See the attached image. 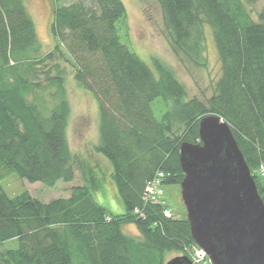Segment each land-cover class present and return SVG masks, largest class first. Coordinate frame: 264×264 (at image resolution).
I'll list each match as a JSON object with an SVG mask.
<instances>
[{
    "label": "trees",
    "instance_id": "1",
    "mask_svg": "<svg viewBox=\"0 0 264 264\" xmlns=\"http://www.w3.org/2000/svg\"><path fill=\"white\" fill-rule=\"evenodd\" d=\"M51 1L55 48L44 54L25 0H0V182L11 171L55 187L78 172L82 185L49 202L28 192L11 198L0 186V264H166L173 253L193 260L199 247L186 213L175 217L168 203L146 199L147 185L163 174L162 189L180 186L181 145L200 144L199 122L212 114L232 130L264 202V7L256 18L247 4L256 0H141L157 3L172 51L187 66L206 67L211 29L221 77L201 100L169 65L147 63L121 42L122 0ZM60 59L98 102L93 161L70 146ZM107 186L125 213L99 204ZM128 225L139 236L126 235Z\"/></svg>",
    "mask_w": 264,
    "mask_h": 264
},
{
    "label": "rangeland",
    "instance_id": "2",
    "mask_svg": "<svg viewBox=\"0 0 264 264\" xmlns=\"http://www.w3.org/2000/svg\"><path fill=\"white\" fill-rule=\"evenodd\" d=\"M126 7V17L118 24L121 42L127 45L145 62L150 63L152 58H158L169 65L175 71L179 81L185 86L191 99L201 100L210 98L217 82L221 77V63L215 47L212 31L206 29L207 65L205 68H195L185 65L177 59L171 47L169 35L162 23L159 6L153 1L122 0ZM27 9L34 19L38 35L43 47V53L54 51L55 41L50 34V24L53 13L51 0H25ZM253 15L264 7V0H256L248 3ZM59 64L67 72L68 97L72 107V117L68 130L69 142L72 151L76 155L93 161L95 159L94 147L98 143V102L94 95L80 87L73 78V69L65 61L60 59ZM58 62V60H56ZM156 117H161L165 108L162 100L153 104ZM264 182V176L260 177ZM82 185L81 175L77 172L72 183L59 182L55 187H47L42 183L31 184L22 180L16 173L5 171L0 186L13 198L28 192L32 197L44 202L58 198H68L73 187ZM108 187V186H107ZM164 199L173 211L175 217L186 213L181 199L180 186H164ZM113 188L108 187L104 199L95 196L99 204L107 208L111 213L121 215L125 208L118 194ZM123 232L129 236H139L135 226H124ZM178 254H170L176 257Z\"/></svg>",
    "mask_w": 264,
    "mask_h": 264
},
{
    "label": "water",
    "instance_id": "3",
    "mask_svg": "<svg viewBox=\"0 0 264 264\" xmlns=\"http://www.w3.org/2000/svg\"><path fill=\"white\" fill-rule=\"evenodd\" d=\"M200 144L184 143L180 184L193 240L211 264H264V202L227 123L199 122ZM166 264H195L176 256Z\"/></svg>",
    "mask_w": 264,
    "mask_h": 264
},
{
    "label": "built area",
    "instance_id": "4",
    "mask_svg": "<svg viewBox=\"0 0 264 264\" xmlns=\"http://www.w3.org/2000/svg\"><path fill=\"white\" fill-rule=\"evenodd\" d=\"M261 174L264 175V167L261 168ZM163 178V174H158L157 177L147 185L146 189V199L151 200L153 202H157L160 200L163 204H166L164 199V190L161 187V180ZM164 216L166 218L171 219L173 217L172 212L169 209L164 211ZM208 261V257L206 253L200 248L195 252L193 257V262L195 264H204Z\"/></svg>",
    "mask_w": 264,
    "mask_h": 264
}]
</instances>
